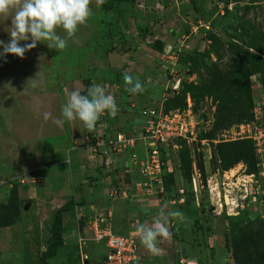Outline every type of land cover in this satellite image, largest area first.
<instances>
[{"label":"rangeland","instance_id":"obj_1","mask_svg":"<svg viewBox=\"0 0 264 264\" xmlns=\"http://www.w3.org/2000/svg\"><path fill=\"white\" fill-rule=\"evenodd\" d=\"M161 4L155 0H114L111 14L118 18L105 23L109 33L104 41L110 43V50L122 43V36L127 44L137 39L133 30L129 33L133 38L118 35L116 22L121 27L118 19L122 15L156 17L157 23L152 25L158 24L157 30L167 34L172 30L176 36L172 59L154 55L170 63L161 73L151 54L144 57L139 70L134 69L146 87L143 93L125 90L123 74L132 63L127 62L126 68L101 71L96 65L82 70L84 56L69 43L57 51L37 42L23 59L12 54L0 57V172L6 177L0 180V264H40L54 237L57 210L71 200L85 204L90 187L97 188L98 179L107 173L102 157L92 148L91 133L81 121L65 120L63 127L52 122L62 118L65 89L79 88L83 93L89 84L105 87L115 98L117 115L113 118L105 112L111 136L118 131L137 134L143 120L139 111L164 104L183 128L185 137L174 141L177 147H170L164 173L167 187H172L170 195L183 190L184 194L179 193L184 196L181 204L192 212L191 217L183 212L185 220L176 224L182 236L178 249L183 255L194 256L189 257V264H236L234 245L249 247L252 235L264 226L258 213L261 207L250 212L240 206H249L258 186L253 177L258 173H252L259 168L258 159L254 157L252 165L240 161L228 168L235 155H253L255 128H264V84L258 73L259 66L264 70V0H164ZM90 8L91 16L101 18V6L97 7L95 0ZM102 8L106 12L104 4ZM12 15L14 10L0 15V40L5 42L10 39L7 30ZM199 20L210 24V30L199 27ZM143 26L145 32L149 30L144 28L152 27L148 23ZM57 33L62 36L64 31ZM70 41L81 47L86 39L79 34ZM160 42L151 46L160 49ZM25 43L31 41L20 42L21 46ZM101 51L103 56L105 50ZM142 69L147 70L143 75ZM42 72L44 79H39ZM43 99L46 105L40 102ZM225 102L231 111L220 117L218 108ZM45 112L52 115L48 122L43 118ZM72 125L78 132L74 141ZM57 142H64L62 150L60 145L54 149ZM169 172L177 177V187L171 184ZM172 200L164 193L156 202H161L160 207L167 204L169 209L180 210L177 202L170 205ZM231 200L233 205L229 206ZM27 205L30 207L25 210ZM81 207L64 214L65 226L70 228L65 240L70 246L59 251L50 264H84L82 253L86 252L77 243V234H69L75 227L83 236L88 232H83V226L79 229L77 222Z\"/></svg>","mask_w":264,"mask_h":264},{"label":"crops","instance_id":"obj_2","mask_svg":"<svg viewBox=\"0 0 264 264\" xmlns=\"http://www.w3.org/2000/svg\"><path fill=\"white\" fill-rule=\"evenodd\" d=\"M116 18L114 19L113 14H111V12L108 13L107 11L103 12V8L101 5V18L95 19L93 16H90L85 24L78 26V31L76 33V36L79 34L85 36L86 39L85 45H82L80 47V45L78 44L79 45L78 47L73 43V41L70 40L68 41V43L73 48V50L76 49L80 50L81 52H79V54H83L84 56V59L82 61L83 64L82 70L84 69L89 70L90 68L96 67V65L99 68H101V71L105 69L106 70L115 69V66H119V67L123 66L126 68L128 62L132 64L131 66L126 68L127 72L135 75L133 76L134 78H140L137 77L139 76V74L135 73L136 71H134V69L139 70V65L145 62L144 57H147L151 54L153 57L152 61L157 59L158 62L157 65L159 66V69L157 71L158 73H161L163 69L166 68L165 66H168L170 64L169 62L164 60L172 59L173 55L176 54V51L174 49L172 50V48H175V46L172 45V42L175 41V37H176L173 36V31L170 30L169 34H167L165 33V31H163L162 33V31L157 30L158 28L156 26L158 24H156L155 26L152 25V23L153 24L155 22L157 23L158 18L156 17H148L144 19L141 16L132 18L131 16L127 17V15H122L118 19L121 27H119L118 22H116L119 31L118 35L120 36V38L122 34H124L127 38H133L132 35L130 36L129 34L130 30H133L131 32H133L134 37H136L137 39L134 40L133 38L132 40H129V44H127L128 42L126 43L122 36V43L119 41L117 44L113 46L114 49L112 48L113 50H110L111 48L110 43L107 42V40L104 41V39L106 38V34L109 33V31H107L108 27H105V23L108 22L113 23L114 21H116ZM144 23L151 24L152 26L150 28L149 26L144 28L146 30L148 29L149 30L148 32L142 31L144 27L143 26ZM138 30L140 31L139 32L140 35L138 34ZM57 31L58 32L62 31V29H57ZM64 35L65 33H63L62 36ZM157 41H161L159 43L160 49H155L151 46V43H155ZM170 47L171 50H168V48ZM101 50H105V54L103 56ZM128 50H134V51H128ZM155 54H158L159 57L162 58L164 57V60L161 58H156L154 56ZM60 69L62 70L63 68ZM77 69L80 70L79 66ZM145 72H147L146 69L143 70V73L141 75H143ZM99 73L100 72L96 70V75H98ZM45 75H46V71H45ZM39 79H44L43 72L40 74ZM40 102L46 105L44 99ZM2 117H3L2 106L0 104V121L3 119ZM74 126L75 125L71 126L73 128L72 141H74L73 138L78 133L75 130ZM63 144L60 142L55 143L54 149L55 150L59 149V145H60L62 150ZM121 162L122 164L124 163L126 167L129 166L127 164L126 156ZM125 171L127 172V177H128L127 178L128 188L131 189L132 191L131 199L127 201L109 200L108 195L110 192V188L114 183L115 177L113 176V174L110 175L108 173H105L98 179L99 186L95 189L94 186H92L89 189V195L85 200L86 203L84 206H82V208L85 210L86 215L88 217H91V214H97V213L102 214L106 210L111 211V223L113 225L115 232L118 235L126 238H130L135 242L138 249V256L140 257L139 264H180V262L188 263L189 257H194V256L187 255L188 253L183 255L181 250L178 249L179 247L178 245L182 239V236L180 235V233L177 231L176 228V224L179 225V223H181L179 221L173 220L171 222V228L169 230L172 233V237L170 240H163L158 238V247L162 249L161 255L153 256L141 244L139 237L135 233V225L137 223H144L145 221L151 223L152 218L157 214V211L160 207L159 204L161 203V202H156V200L161 198L147 197L144 194H139L140 192L137 190V186L140 183V181H142V179L140 177V173L138 172V168L136 167L128 168L125 169ZM4 179H6L5 175H1L0 172V180H4ZM10 179L12 178L10 177ZM179 193L184 194V191L179 190ZM183 198L184 196L181 198L179 204L184 203ZM175 202L176 201L172 200L170 202V205L175 204ZM179 209L182 212H186V217L187 215H189L188 212L185 210V208L179 207ZM169 210H178V209L172 206V208H170ZM64 229L66 234L70 229L68 227L66 228L65 222H64ZM79 229H81V226H79ZM85 231L86 230H84L83 232ZM73 233L77 234L76 235L77 238L79 237L80 232L78 231L77 227H75L72 231H70L69 234L75 236ZM86 237H90L88 232H86ZM67 246H70V244L68 245V242L65 240L64 248H62L60 251H63V249H65ZM83 248H84L83 252H86L85 254H87L89 258L87 262H85V264H104L105 247L103 244L93 243L89 239L87 241V244ZM179 260H183V261H179ZM60 264H66V262L62 261V263Z\"/></svg>","mask_w":264,"mask_h":264},{"label":"built area","instance_id":"obj_3","mask_svg":"<svg viewBox=\"0 0 264 264\" xmlns=\"http://www.w3.org/2000/svg\"><path fill=\"white\" fill-rule=\"evenodd\" d=\"M157 5H161L164 0H155ZM199 27L210 30V24L203 23L199 20ZM143 118L140 131L129 134L118 132L115 136L110 135V126L107 122V115L104 113L98 120L96 129L92 134V148L102 157L103 167L108 174H113L114 183L109 192V200L127 201L132 197V191L128 188L127 172L128 168H139L142 181L137 186L139 194L147 197L161 198L164 195L165 173L163 151L168 152L170 147H177L174 143L185 137L182 133L183 128L179 126V121L170 113L164 111V106L142 108L139 111ZM264 128L258 126L252 136L254 141L257 158L259 159L257 188L248 200L249 206L241 208L254 210V207H264ZM126 156L127 164H122ZM168 157V153L166 154ZM23 183V182H22ZM262 190L263 194L260 193ZM259 195V197H258ZM245 199H248L246 197ZM230 201V205H233ZM228 204V202H227ZM263 205V206H262ZM258 212L264 219V211ZM77 222L88 230L90 237L83 236L81 233L78 237V244L82 248L90 239L96 244H103L105 247L104 264H139L140 257L135 242L123 236L118 235L111 223V211L106 210L104 213L91 214L88 217L85 210L81 207L78 209ZM83 262L89 259L87 254L82 253ZM189 264V261H188Z\"/></svg>","mask_w":264,"mask_h":264},{"label":"clouds","instance_id":"obj_4","mask_svg":"<svg viewBox=\"0 0 264 264\" xmlns=\"http://www.w3.org/2000/svg\"><path fill=\"white\" fill-rule=\"evenodd\" d=\"M91 2L92 0H0V15H8L14 10V15L10 18V30H7L10 39L8 42L0 40V57L12 54L23 59L27 51L34 49L37 42L42 41L49 49H65L68 41L75 39L78 26L85 24L92 15ZM105 2L106 0H95L97 7ZM57 29H62L65 35H59ZM29 40L31 43L21 46V41ZM123 79L127 92L138 94L146 91L139 79L128 72L123 74ZM65 93L67 102L61 109L62 118L52 120L57 127H63L65 120H79L91 133L105 112L114 118L119 111L114 96L108 94L106 88L99 84L89 86L86 94H82L79 88L72 91L65 89ZM43 118L48 122L52 115L45 112ZM173 220L183 222L184 213L180 210H169L168 205L163 204L151 223L145 221L135 225V233L141 244L153 256L162 254V249L158 247V238L171 239L172 233L169 229Z\"/></svg>","mask_w":264,"mask_h":264},{"label":"trees","instance_id":"obj_5","mask_svg":"<svg viewBox=\"0 0 264 264\" xmlns=\"http://www.w3.org/2000/svg\"><path fill=\"white\" fill-rule=\"evenodd\" d=\"M112 1H114V0H106V2L104 3V7H105V10L107 12H112V8H111ZM114 34H115V31H113V36H114ZM261 61H264V60L261 59ZM258 73L261 75V78H262V81L264 84V70H262V67H260V66L258 68ZM89 86H91V85L90 84L87 85V88ZM82 94H86V90ZM184 100H185V97L183 98V101ZM226 103L227 102L219 105L218 116L221 117V115H223L224 113H229L231 111L230 108H227L225 106ZM163 106H164V111L166 113H169L170 110L166 109L165 104ZM227 120H229V118ZM93 132H91V134H90L91 139H92ZM252 144H253V148H252L253 155L252 156H250V155L244 156L242 154L235 155V157H236L235 161L232 164H230L228 166V168H232L233 165L237 164L240 161H245L247 164L252 165V163H254L256 158H257L255 145L253 142H252ZM169 149H168V152H169ZM168 152L163 151V160L166 159V157H167L166 154ZM254 157H256L255 160H254ZM258 162H259V159H258ZM168 171H170V170H168ZM255 172L258 173V169L256 167H255V169H253L252 173H255ZM169 173L170 174H168V175L169 176L171 175V184L173 186L175 185L177 187L176 176L172 172H169ZM172 175H173V177H172ZM166 176L167 175H165V181H164L165 182V186H164L165 196L169 195L170 198L175 199V201L177 202V205L179 207L185 208V210H186L185 205L182 206V204H179L182 196L178 193V190H177L176 194H174V192H172V194L170 195L172 187L171 186H170V188L167 187ZM187 203L189 204L188 200H187ZM84 205H85L84 202H76L75 200H71L68 204H65L64 206H62L60 209L57 210L55 217H54V226L52 229L54 237H53V240L49 243L47 251L42 254L40 264H50V260L58 255V252L62 249V246L65 244L64 214L74 210L78 206H84ZM249 211L252 212L251 210H249ZM187 212H188L189 216L191 217L192 212L188 211V210H187ZM263 242H264V226L258 231V233H254L252 235V238L249 242L250 243L249 247L247 246V248L242 249L241 246H239L237 244L234 245L235 263L236 264H264Z\"/></svg>","mask_w":264,"mask_h":264},{"label":"water","instance_id":"obj_6","mask_svg":"<svg viewBox=\"0 0 264 264\" xmlns=\"http://www.w3.org/2000/svg\"><path fill=\"white\" fill-rule=\"evenodd\" d=\"M29 207H30L29 205L25 206V210H28V209H29Z\"/></svg>","mask_w":264,"mask_h":264}]
</instances>
